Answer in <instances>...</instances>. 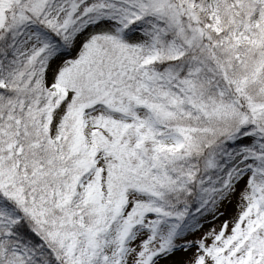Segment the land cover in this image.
Returning a JSON list of instances; mask_svg holds the SVG:
<instances>
[{"label": "snow or ice", "instance_id": "6c2138e0", "mask_svg": "<svg viewBox=\"0 0 264 264\" xmlns=\"http://www.w3.org/2000/svg\"><path fill=\"white\" fill-rule=\"evenodd\" d=\"M0 264H264V0H0Z\"/></svg>", "mask_w": 264, "mask_h": 264}]
</instances>
